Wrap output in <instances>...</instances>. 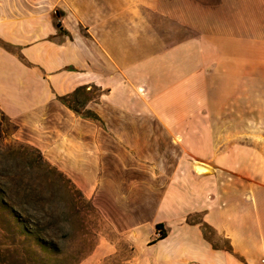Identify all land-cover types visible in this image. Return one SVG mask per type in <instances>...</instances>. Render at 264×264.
<instances>
[{
	"label": "crops",
	"instance_id": "1",
	"mask_svg": "<svg viewBox=\"0 0 264 264\" xmlns=\"http://www.w3.org/2000/svg\"><path fill=\"white\" fill-rule=\"evenodd\" d=\"M242 6L0 0V113L126 264H264V35L240 34ZM78 89L80 115L61 101Z\"/></svg>",
	"mask_w": 264,
	"mask_h": 264
},
{
	"label": "trees",
	"instance_id": "2",
	"mask_svg": "<svg viewBox=\"0 0 264 264\" xmlns=\"http://www.w3.org/2000/svg\"><path fill=\"white\" fill-rule=\"evenodd\" d=\"M83 91L84 89H78L72 96L61 99L64 105L78 115V108L85 105L88 99L85 97L81 103L77 101L79 95H84ZM72 98L75 105L69 102ZM81 116L91 121H100L90 111H85ZM1 155L7 156L15 165L7 170H0V264H77L82 254L66 252L56 242L48 240L44 234L43 217L39 218L37 211L33 209L43 208L41 199L34 194L43 178L49 174L53 183V180H58L61 186L66 183L69 185L67 192L71 194L70 202L66 205L77 214L76 207L79 205L73 201L71 192L75 186L32 146H6L0 142ZM25 176L29 178L26 179ZM77 194L81 199L84 197L80 191ZM24 206L32 212H27ZM156 228L159 231L158 239H162L165 233L160 229V224Z\"/></svg>",
	"mask_w": 264,
	"mask_h": 264
},
{
	"label": "rangeland",
	"instance_id": "3",
	"mask_svg": "<svg viewBox=\"0 0 264 264\" xmlns=\"http://www.w3.org/2000/svg\"><path fill=\"white\" fill-rule=\"evenodd\" d=\"M249 3L248 8L242 6L243 8L240 9L244 15V18H239L242 21L238 25L240 34L246 35L249 30V33L252 32L255 35L260 33L262 36L264 35V0H249ZM98 93L97 90H91L92 97L97 96ZM76 99L81 103L85 100V96L79 95ZM69 102L75 105L73 98ZM259 128H262V122L256 121L255 129ZM13 133L14 125L0 113V142L6 146H30L15 139ZM256 141H264V138L256 137ZM14 165V162L7 156H0V170H7ZM48 175L46 174V177L43 178L41 186L34 194L41 199L43 208L33 207L37 211L36 215L39 218L43 217L44 234L48 240L56 242L66 252L82 254L81 260L77 264H126V260L133 256L126 239L112 231L108 222L89 200L85 197L81 199L78 196L77 192L79 191L76 187L71 191L74 196L73 201L75 200L76 205H79L76 207L78 213L75 214V210L68 208L71 195L67 192L69 185L66 183L61 186L58 180H53L55 182L53 183L52 176L50 175V178ZM54 177L58 179L57 176ZM28 178L27 176L26 179ZM24 208L27 212H32L30 208L26 206Z\"/></svg>",
	"mask_w": 264,
	"mask_h": 264
}]
</instances>
